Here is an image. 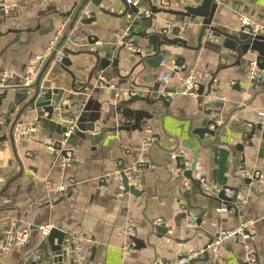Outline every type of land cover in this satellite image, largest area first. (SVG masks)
I'll return each mask as SVG.
<instances>
[{
    "label": "crops",
    "instance_id": "0c3cea01",
    "mask_svg": "<svg viewBox=\"0 0 264 264\" xmlns=\"http://www.w3.org/2000/svg\"><path fill=\"white\" fill-rule=\"evenodd\" d=\"M81 1L12 2L11 13L0 15V78H10L9 75L13 74L11 80L17 83L20 76L28 72L29 67L25 70L24 67L37 62L36 58L44 56L51 42L58 38L56 48L62 37L60 30H66L72 20L61 17V14L69 12ZM217 1V24L221 26L240 28V13L264 24V0ZM162 3L178 9L179 4H193L194 0H154L158 6ZM88 5L87 12H96L97 21L75 25L74 32L69 34L71 38L58 52L64 54V46L75 51L87 48V34L98 36L100 45L120 43L118 32L127 24L128 17L104 14L95 5ZM101 5L114 12L123 11L120 0H103ZM177 22L176 16L163 13L158 14L155 20L157 27ZM198 22V19L188 18L181 22L185 28L184 39L190 46L196 44L201 28ZM79 28L87 33L81 34ZM162 48L174 55L173 60H167L166 66L152 68L141 65L129 79L119 78L112 69L108 72L113 73L109 80L119 88L137 92L143 89L151 101L156 100L154 92L162 93L169 98L167 102L133 103L131 108H143L152 117L144 118L140 129L106 132L95 143L80 141L72 147L73 162L66 169L59 166L56 154L47 148L51 140L47 137L48 131L35 127L33 117L22 116L25 124H32L31 128L27 127L31 136H17L18 158L11 152L9 166L5 161L0 165V237L13 225L29 226L32 233L25 244L14 246L7 254H0L1 264H31V260H43L49 247L40 227L46 225L92 238L94 245L89 254L90 264H170L180 256L193 254L201 258L197 264H264V189L247 184V178L238 172L240 167H250L264 174V143L259 138L260 133L257 131L252 139L255 145L250 146L247 138L252 130L251 124L264 118V70L256 82H252L248 76L250 61L218 71V54L211 51L201 49L196 52L176 45ZM181 57H184L183 65L177 66L176 60ZM71 59L73 64L69 70L80 77L93 64L92 57L85 54L71 56ZM44 64L45 61L36 71L34 82ZM132 66L133 63L122 62L121 74L126 76ZM192 70L203 73L204 93L209 90V83L215 76L209 97L198 94L193 98L177 92L184 77ZM167 71L171 72V77L164 82L162 76ZM134 80L138 86L132 84ZM72 82L71 74L54 58L41 85L69 89ZM77 84L81 85L79 80ZM14 87L7 86L8 94L0 100V129L13 99ZM149 88L154 92L147 91ZM92 95L94 107H97V102L101 103L100 122L106 127L116 126V113L111 105L117 104L118 100L113 90L99 88ZM210 100L220 103L210 114L212 118L220 117L217 122L219 129L215 137L207 136L203 140L193 131L207 117L204 104ZM18 110L19 107L10 116L11 120ZM145 140H151L152 144L142 154L141 146ZM5 146V149L10 148L9 142ZM178 151H182L190 163L194 162L197 151V171L204 173L210 184L234 189L237 200L228 202L219 200L217 196H206L193 183L190 187L185 186L187 169L178 167L174 157ZM142 158L146 164L140 172L131 173L141 194L124 192L123 196L120 195L121 179L113 172L121 168L130 169ZM67 182L72 186L66 195L55 193L56 186ZM131 219L138 224L137 242L134 250L125 254L122 250L124 230ZM247 219L258 220L248 241L256 257L255 262L246 261L245 246L240 239L226 244L217 260L211 254L204 257L201 251L211 242L218 228H232ZM161 224L169 228L167 234L156 231V226ZM36 253H39V259L35 260L33 255ZM48 263L42 261L39 264ZM64 264H74L73 258L68 255Z\"/></svg>",
    "mask_w": 264,
    "mask_h": 264
},
{
    "label": "water",
    "instance_id": "95a60500",
    "mask_svg": "<svg viewBox=\"0 0 264 264\" xmlns=\"http://www.w3.org/2000/svg\"><path fill=\"white\" fill-rule=\"evenodd\" d=\"M102 1L82 0L80 4L76 3L74 8L69 12L61 14V17L72 18V20L66 30H63L60 43L46 59L40 58L34 64L24 67L25 70L33 66L37 71L42 62L45 61L43 68L40 69L36 82L25 86L26 73L20 76L17 83L11 80L13 76L3 82L4 87L2 93H0V100H3L7 96L9 91L6 88L7 86L15 87L13 88V99L9 102L6 112L5 122L0 129V132H2L0 134V165H3L5 161V165L9 166L12 160L11 152L18 158L16 151L17 136L19 138L31 136L27 133V127L31 128L30 126L32 124H25L21 119L25 114L33 117V120L36 121L35 127L47 130V137L51 140H66L67 148L61 153L63 156H66L68 151H72L69 149L77 146L80 141L95 143L104 137L106 132L140 129L142 120L144 118H151L152 115L143 108H131V105L137 101L148 104L158 101L167 102L169 98L165 94L154 92L152 88H149L147 91H153L156 96V100L154 101H151L149 96L144 94L143 89L128 98L117 99V104L111 105L116 113L117 125L106 127L100 122L102 117L101 103L97 102V107H94L95 100L92 92L93 94L97 92L101 83L110 79L113 73L108 72V69H112L114 74L121 79H129L133 77L136 68L141 65L159 68L163 60H173V53L171 51L169 52V50H163L162 47L164 46L176 45L196 52L205 49L218 54V71L222 68L232 67L234 64L247 63V61L251 62L253 60H256L260 69L264 70V31L260 33H249L242 28L230 29L217 24V13L219 11V2L217 0H194L193 4H179L178 9L172 8L164 3L158 6L154 4V0H140L137 5L128 3L127 0H120V4L123 6V11L120 13L103 7L101 5ZM89 3L95 5L104 14L115 17H128L127 24L124 26L128 28L127 34L119 44L115 42L100 45L98 43V36L87 34V43L89 45L87 48L75 51L64 46L65 53L60 64L73 77L70 88L43 87L41 81L48 66L57 55L58 50L65 44L66 40L71 38L69 34L73 31L75 25H89L97 21V17L95 16L96 12L93 10L87 12ZM147 10L150 11L149 15L146 14ZM89 13L92 16H88ZM161 13L176 16L179 23H184L187 18L192 20L198 19L201 28L196 44L190 46L187 40L184 39V35H180L181 29L176 25L173 26L171 32H167L168 26L157 27L155 20L158 18V14ZM78 31L81 34L86 32L83 28H79ZM150 52L152 53L151 55L149 54ZM82 54L91 56L93 64L88 72L80 77L71 72L69 67L73 64L71 56ZM183 61L184 57L176 60L177 66H182ZM229 61H233V63L229 64ZM122 62H127V64L128 62L133 63L131 70L126 76L121 74ZM102 75L105 78H102ZM14 77L17 78V75H14ZM77 80L80 81L81 85L77 84ZM214 80L215 76L213 75L209 83V90L206 93H204L205 86L200 84L198 89L199 96L205 95L209 97L211 95L213 91L212 82ZM252 82H256V80ZM132 84L138 86L136 80ZM215 106H220V103L210 100L204 104V112L207 117L193 131L200 139L204 140L207 136H216L219 129L217 122L220 117H210ZM18 107L19 110L14 120H11L10 116L15 114ZM251 125L252 130L247 136L248 140H250L249 145H255V141H252V139L257 134V131L260 133L259 138L261 142L264 143V118L262 121ZM5 128L8 130L4 131ZM8 142L10 148L5 149V145ZM188 147L192 146L188 145ZM3 150L6 152L5 156ZM262 152H264V148ZM194 157L195 160L191 163L190 169H187L184 174L186 178L190 179L194 185L201 189L200 180L193 178V173L197 171V151H195ZM176 160L178 161L179 168L186 169L184 155L178 156ZM123 181L127 182V178L123 177ZM246 182L250 184L251 180L246 179ZM125 191L135 195L141 194V190L137 186L129 184L126 185ZM217 197L219 200L228 202L237 200L236 194L234 196H228L225 191H222ZM168 230L169 228L165 224L156 226V231L159 234H167ZM66 235L67 232L65 230L58 226H53L44 238L45 243L49 247L47 256L40 262L46 261L49 262L48 264H64L68 256L63 249ZM136 242L137 240L135 239V244ZM203 255L204 257H208V251H204ZM183 258L184 256H180L177 259ZM200 261L201 258L194 257L182 264H197ZM40 262L31 260V264H39Z\"/></svg>",
    "mask_w": 264,
    "mask_h": 264
},
{
    "label": "built area",
    "instance_id": "2783aa9c",
    "mask_svg": "<svg viewBox=\"0 0 264 264\" xmlns=\"http://www.w3.org/2000/svg\"><path fill=\"white\" fill-rule=\"evenodd\" d=\"M23 2V3H41V2H47L49 0H0V15H9L11 13V4L12 2ZM128 3H132L137 5L140 0H127ZM146 14L149 15L150 11L147 10ZM180 24V25H179ZM178 27H180V35H184V25L182 23L177 22L174 24ZM174 25L168 26L167 32H171ZM240 28L244 29V31L249 33H260L261 31H264V24L260 23L259 21H256L251 16H248L244 13H240ZM128 28L122 27L118 32V39L119 42L124 38V36L127 34ZM63 30H60L59 33H62ZM52 41L49 48L46 51V54L44 56H40L36 58V61H38L40 58L46 59L51 51H53L56 40ZM63 52L60 51L55 56V60L57 62H60L63 58ZM35 62H33L34 64ZM162 66L167 65V60H163L161 62ZM261 73V69L256 62V60H253L250 62L248 67V76L251 79V81H255L258 79L259 75ZM36 75V70L33 66H30L28 69V72L26 73L25 78V86L31 85L34 83ZM13 74H10L9 77H12ZM171 77V72L167 71L163 76L162 80L164 82H168ZM6 78H0V91L3 90L4 84L3 82L7 79ZM205 81L204 75L199 70H192L189 74H187L184 79L181 88L177 91L179 94L186 95L189 97H197L198 96V89L200 84H202ZM100 88H109L112 89L115 97L117 99H123L128 98L131 95H135L137 93L136 90H127V89H121L119 88L114 82H111L110 80H105L103 83H101ZM19 130V128H18ZM19 132V131H18ZM68 135V133H67ZM152 142L151 140H145L141 146V152L144 154L148 148L151 146ZM47 148L54 152L58 158V164L62 169L68 168L72 162V152L73 148L69 149L72 151H68L66 156H63L61 153L62 151L67 148L66 140H50L47 144ZM180 155L185 154L182 151H178L174 157L177 158ZM146 164V161L144 158L139 160L133 167L130 169H117L113 173L115 175H118L120 180L119 183V194L124 195L126 192V185H133L138 186L137 180L131 175V173H138L140 172L143 165ZM186 169H190L191 163L189 161L185 162ZM239 174L247 179L251 180V183L255 186L260 187L261 189H264V174L255 168L250 167H240L238 170ZM123 177L127 178V182L123 181ZM193 178L200 180L201 183V190L202 192L207 196H218L222 191H225L227 195H232L235 193L234 189H231L226 186H222L219 184H210L208 181V178L206 175L200 171H196L193 173ZM250 183V184H251ZM192 184V181L188 178L185 179V186L190 187ZM72 185L70 183H62L55 188V193H57L59 196H64L69 191L70 187ZM264 217V216H263ZM258 220L256 219H247L241 221L238 225L232 227V228H218L214 236L211 240V242L207 245L206 248H204L201 253L204 251H208L209 254L213 257L214 260H217L221 249L228 243L240 239L245 246V259L247 262H255L256 257L253 254V251L251 249V246L249 245L248 241L250 240V234L252 230L256 227ZM137 227L138 224L135 220L131 219L128 220L125 225L124 230V240H123V246L122 250L125 254H130L134 248H135V239L137 237ZM53 228V225H46L41 226L40 231L41 233L46 236L48 235L49 231ZM32 233V230L29 226L24 227H14L11 226L8 230L5 231V235L0 237V254H7L11 251V249L14 246L17 245H23L25 244L30 235ZM94 245V240L90 237H84L73 233H67L63 249L64 251L70 255L73 258L74 264H90L89 254L92 246ZM197 254H193L191 256H186L183 259H175L170 264H182L183 262L194 258ZM39 259V253H36L33 255V259ZM218 264V263H214Z\"/></svg>",
    "mask_w": 264,
    "mask_h": 264
}]
</instances>
